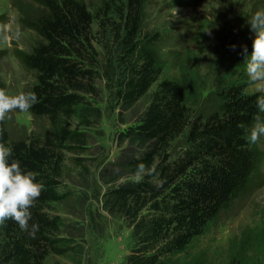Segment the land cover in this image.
Masks as SVG:
<instances>
[{"label": "trees", "instance_id": "obj_1", "mask_svg": "<svg viewBox=\"0 0 264 264\" xmlns=\"http://www.w3.org/2000/svg\"><path fill=\"white\" fill-rule=\"evenodd\" d=\"M184 1L195 6L201 0ZM147 2L103 0L93 12L82 0H40L42 12L29 26L39 42L21 56L35 76L28 92L37 102L27 111H13L43 117L49 127L40 136L10 141L0 121V143L12 149L10 159L44 185L30 208L29 224L37 223L39 230L31 236L13 219L0 224L1 263L48 264L52 256L70 253L69 264H84L92 247L98 260L97 254L103 255L98 240L105 241V228L113 222L129 231L124 264H202L187 261V249L209 222L264 184V152L250 133L264 124V98L246 94L244 85L228 84L216 94L214 111L194 116L184 102V88L159 80L168 41L146 25ZM105 30L115 45L110 56L94 46ZM247 55L240 56V64L247 65ZM100 82L112 85L119 113L142 100L146 106L134 125L118 132V140L129 146L99 169L103 188L96 189L89 169L84 170L92 183L86 191L72 189L76 221L72 236H62L67 226L55 205L71 195L64 167L86 139L72 131L70 121L89 109L85 95ZM180 137L185 146L171 158L170 145ZM97 220L105 226L98 227Z\"/></svg>", "mask_w": 264, "mask_h": 264}, {"label": "rangeland", "instance_id": "obj_2", "mask_svg": "<svg viewBox=\"0 0 264 264\" xmlns=\"http://www.w3.org/2000/svg\"><path fill=\"white\" fill-rule=\"evenodd\" d=\"M82 1L94 12L103 0ZM263 4L264 0H201L191 6L184 0H148L146 25L159 30L168 41L159 80H173L184 88V102L194 116L201 118L214 111L218 104L216 94L228 84L244 85L246 94L256 93L264 98V79H252L247 65L239 63L242 54H251L254 34L249 23L257 11L263 10ZM41 12L40 0H0V80L2 89L9 94L28 92L35 82L21 56L39 42L29 26ZM108 32L95 37L94 46L103 56L115 54ZM110 88L112 85L97 83L84 98L89 109L79 110L70 121L72 131L81 132L86 139L82 151L72 154V161L64 167V183L71 195L55 205L56 213L67 226L62 236H72V222L76 221L72 214V189L81 186L86 191L92 183L90 175L96 189L103 188L97 180L99 169L129 146L127 141L118 140V132L134 125L146 106V100H142L130 111L119 113ZM3 122L10 141L40 136L49 127L45 118H32L26 112L11 111ZM260 129H264V124L254 126L250 133L256 136L255 146L264 152V131ZM184 146V137L175 140L168 150L171 158ZM90 204L97 207L95 199ZM96 222L98 227L105 226L103 221ZM105 234V241L98 240L103 255L97 254V260L92 247L84 264H124L131 242L128 229L110 222ZM69 256L70 253L54 255L47 262L69 264ZM185 256L189 262L202 264H264V184L209 222Z\"/></svg>", "mask_w": 264, "mask_h": 264}, {"label": "clouds", "instance_id": "obj_3", "mask_svg": "<svg viewBox=\"0 0 264 264\" xmlns=\"http://www.w3.org/2000/svg\"><path fill=\"white\" fill-rule=\"evenodd\" d=\"M249 24L254 35L251 54L247 55V72L254 80L264 79V10L257 11ZM36 102L34 92L9 94L0 89V121L8 118L13 110L27 111ZM252 139L255 140L256 136L253 135ZM11 153L10 147L0 143V224L6 219H13L22 230L35 236L39 225L35 222L29 224L32 218L30 208L44 185L35 179L31 170L22 167L19 160L10 159Z\"/></svg>", "mask_w": 264, "mask_h": 264}]
</instances>
